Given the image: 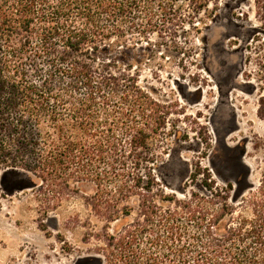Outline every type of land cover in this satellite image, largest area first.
<instances>
[{"label":"trees","instance_id":"trees-1","mask_svg":"<svg viewBox=\"0 0 264 264\" xmlns=\"http://www.w3.org/2000/svg\"><path fill=\"white\" fill-rule=\"evenodd\" d=\"M218 1L0 0V168L32 172L54 185L58 199L79 183L97 186L102 211L113 219L121 209L110 208L107 196L121 199L135 188V159L148 157V141L168 113L138 95L134 60L123 69L121 57L182 21L177 2L197 13ZM137 105L144 120L138 128ZM146 179L152 187L151 172ZM255 199L251 216L226 212L225 200L216 209L204 198L177 201L184 210L165 219L170 244L143 226L128 229L121 264H264V194Z\"/></svg>","mask_w":264,"mask_h":264},{"label":"rangeland","instance_id":"rangeland-1","mask_svg":"<svg viewBox=\"0 0 264 264\" xmlns=\"http://www.w3.org/2000/svg\"><path fill=\"white\" fill-rule=\"evenodd\" d=\"M176 9L182 21L139 40L121 57L123 69L134 60L130 72L138 95L168 113L148 141V157L135 159V188L121 199L107 196L110 208L121 209L118 215L108 219L103 213L107 204L94 194L97 186L79 183L77 192L58 199L54 185L32 172L1 167L0 264H121L126 230L143 226L170 244L165 219L183 209L177 201L193 196L215 203L214 209L225 200L234 216L254 213L255 195L264 194V3L219 0L195 13L177 2ZM136 108L138 128L144 120ZM230 126L237 129L223 138ZM224 142L231 150L243 147L239 165L224 153ZM123 148L129 150V137ZM149 172L152 187L145 184Z\"/></svg>","mask_w":264,"mask_h":264},{"label":"flooded vegetation","instance_id":"flooded-vegetation-1","mask_svg":"<svg viewBox=\"0 0 264 264\" xmlns=\"http://www.w3.org/2000/svg\"><path fill=\"white\" fill-rule=\"evenodd\" d=\"M200 97H201V95H200V93H199V95H198V100L200 99ZM224 104V103H223ZM230 112V111H229ZM231 113V112H230ZM233 121L235 122V114H234V116H233ZM237 128L235 127V126H230L229 128H227L226 130H225V133H224V137L223 138H225L227 135H229L231 132H233L234 130H236ZM224 149H227L224 153L225 154H227L229 157H230V155L232 156L233 155V158L232 159H230V161H232V162H234V163H237L238 165H239V163H241V157H242V155H243V152H244V150H243V147L242 148H240V146H239V144L237 145V148L236 149H228L227 147H225V142H224ZM236 150V151H235ZM235 152V153H234ZM242 172H243V174H248V170L244 167V168H242ZM239 185H241L242 187H243V182H239Z\"/></svg>","mask_w":264,"mask_h":264}]
</instances>
